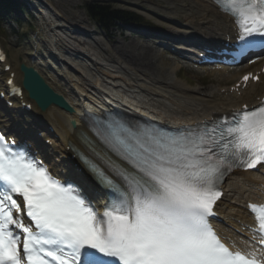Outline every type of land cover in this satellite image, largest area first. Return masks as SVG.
<instances>
[{"label": "snow or ice", "instance_id": "1", "mask_svg": "<svg viewBox=\"0 0 264 264\" xmlns=\"http://www.w3.org/2000/svg\"><path fill=\"white\" fill-rule=\"evenodd\" d=\"M214 3L236 29L226 55H264V0ZM91 127V157L78 155L109 193L103 211L0 133V264H264V206L250 205L248 252L232 250L211 223L225 177L264 166V101L176 133L117 118Z\"/></svg>", "mask_w": 264, "mask_h": 264}, {"label": "bare ground", "instance_id": "2", "mask_svg": "<svg viewBox=\"0 0 264 264\" xmlns=\"http://www.w3.org/2000/svg\"><path fill=\"white\" fill-rule=\"evenodd\" d=\"M164 1L171 6L170 10H165L164 15L166 18L170 20L174 19L175 15H184V23L179 26L182 28L181 33L185 35L189 34V29H192L197 32L195 34L191 33V35L196 36V34H199L202 39L207 36H215L217 30L221 31L228 27L227 17L218 10L211 0ZM47 2L52 9L44 5V11L41 12H47L48 18L43 17L42 13L40 21L42 22L41 26L45 25L46 29L49 28L50 34H46L41 29L42 35H40L38 43L45 41V43L53 44V48L57 51L54 57L63 62L62 73L57 75L60 80L53 78L44 65L39 66L37 59L33 65L46 78L49 85L74 108L73 113H68L59 107L51 106L47 112L49 113L47 119L55 124L57 128L59 135L57 142L62 152H66V146L69 142L81 146L79 138L86 137V134L89 135L86 127L81 123V113H79L86 107L97 111L116 106L123 109L126 113L138 111L142 114H147L151 112L164 120L168 117L171 118L169 119L171 121H184L196 124L227 112L232 105L241 106V103H243V101L232 99L229 105L218 104L216 97L214 99V91H203L201 89H192L194 91L193 95L180 92L178 93L180 96H178L173 92V89H170L167 81L164 83V81L159 82L150 78L152 82L149 84V82L140 80L141 78L138 79L137 75L149 78L147 76L148 71L152 69L158 70L152 64L155 59L153 50L141 47L137 49L136 44L133 42L129 44L117 43L113 48L115 53H110L111 51L109 52L108 48L104 47L102 52L108 51V58L100 60V57L95 56V53L91 52V50L98 52L95 42L100 41L98 46L101 47L104 42L95 39L89 41L81 31L77 30H71L68 38L57 33L58 29H61V25L58 22L61 19L65 20V22L67 20L64 17L62 18V16H65V14L61 13L62 10L58 9L51 1L48 0ZM65 28L68 27L65 26ZM74 40L75 42H73ZM79 40H87L88 42L82 43L86 45L84 47L79 43ZM76 44L86 49H82ZM91 44L92 46H88ZM90 54L98 61L92 59ZM98 54L100 55V53ZM117 54L120 56H117ZM123 56L128 61L126 60L125 62V59L120 61L119 58ZM65 59L72 60L75 67L73 68L68 62L63 61ZM114 61H118V63H114ZM58 67H60V70L61 66ZM242 68H236L234 72L232 71L234 74L231 78H234L237 73L239 74ZM178 69L179 64L176 63L171 71L176 72ZM223 70L226 77L232 74L228 72L231 68L225 67ZM177 86L183 87L184 84L179 82ZM250 91L254 94L263 93L258 92L254 87ZM201 92L205 95H200ZM72 121L75 122V126L72 125ZM257 176L258 174L256 173L250 175L249 173L241 172L227 177L224 181L222 185L223 197L218 200L216 210L225 226L241 229L239 221L246 219L245 202L253 195L252 184Z\"/></svg>", "mask_w": 264, "mask_h": 264}, {"label": "rangeland", "instance_id": "3", "mask_svg": "<svg viewBox=\"0 0 264 264\" xmlns=\"http://www.w3.org/2000/svg\"><path fill=\"white\" fill-rule=\"evenodd\" d=\"M35 1H40L42 4L41 0H33V2H35ZM87 1H93V0H51V2L58 7V9L62 10L61 13L65 14L66 17L65 16H63V17H65V19L69 20L70 22H72L76 19H79L76 17H80V18L83 17L87 21H90L88 16H87L86 10H85V3H87ZM100 1H104L107 3L113 4L114 6H117V7H126V8H130V9L139 11L142 14L146 15L147 18L153 22V23L152 22L151 23L154 24L155 27H157L158 29L169 31L171 29L176 28V26H174L173 24L170 23L171 19L168 21L164 15L165 10L171 8V6L164 0H138L139 1L138 4H140V5H136V6L139 9H137L136 7H130L124 3V2H127L129 0H100ZM142 6L147 8L148 10L145 11ZM140 9H142V10H140ZM42 13L43 12H40V14H42ZM44 14H46V13H43V17H45ZM78 14H80V16ZM10 16L11 17H9L7 20H5L2 23V25L0 27V32H3V34L5 35L3 40L6 44V47L9 49V51L11 53V60L13 61V63H15V66L18 67L21 62L29 63V61H30L29 56L33 53L32 36L35 33V31H38L41 23H38V21L35 18L29 17V19H26L27 18L26 15L25 14L20 15L19 11L11 13ZM183 16H184L183 14L175 15L173 21H176L177 23L178 22L181 23V22H183L182 21ZM17 19H21V23H17L16 22ZM59 23H61V21L58 22V24ZM62 23H64V25L67 24L64 21H62ZM73 24L78 25L77 23H74V22H73ZM80 26L85 28L84 25H80ZM41 27H42L41 29L43 30V26H41ZM44 27H45V25H44ZM45 29H46V27H45ZM61 29H58L57 33H60ZM63 29H66V31H68L69 33L72 30L70 27H68V28L64 27ZM92 30H94V28L91 26L88 28V32H86V33H88V35L97 36L100 39H102L105 42L106 46L109 48V51H111V53L112 52L115 53L113 47L116 46L117 41L118 42L122 41L125 44H129V43L133 42L134 44H136L137 48H140L142 44H144V45L147 44L144 40H146L147 42H149L151 44L149 39L138 38L137 32H135V31H125L124 29H120L121 32L127 37L126 40L124 38H122L123 36L121 37L118 34L119 30L111 31V32H114V34H116V35L115 36L113 35L111 37V39L107 42L106 41V34L103 33L102 30L98 29V31L102 33V36H98V35L94 34ZM108 33H110V32H107V34ZM40 35H42L41 32H40ZM74 36L77 37V35H74ZM115 37H116V39H112ZM85 41L88 42L87 40H79V43L85 47L86 45L82 44ZM73 42H75V40ZM98 42H100V41H96L95 44L98 47V53H100V56H103V54L108 55V53H109L108 51H106L105 53L102 52L103 48L106 47L104 45V43L101 42V43H103V45L101 47V46H98ZM76 46H78L82 49H86L84 47L79 46L78 44H76ZM88 46H92V44L88 45ZM141 48H144V47H141ZM154 48L156 50H158V54L162 53L163 56L157 55L156 60H154L155 64L157 65V70H159V72L152 69L151 71H149V73H147L148 76L155 77L156 79H162L159 77H160V75H163L164 79L168 80L169 82L175 83V82H181L182 81L184 83V85H186V87L200 88L202 90H209L211 87H215L216 82L225 83V81L223 80V77L217 76V78H215L214 72H209V74H211L212 76H208V75H205L204 73L200 72V70H194V69H191L189 67H185L183 65H182V68H179L178 71H176L177 72V76H176V75H174V73L176 74V72L171 73V71L169 70L171 67V63H172L171 61L175 60L173 58V56L167 55V53H165L166 51H164V53L162 51L160 52L159 48H156V47H154ZM37 54H40L39 55L40 61L44 64V66L47 68V70L52 72V76H54V77L57 76L59 74V68L54 66V62H55L54 56L49 53L48 45L43 44L40 47V50ZM87 56H88V54H87ZM117 56H120V55L117 54ZM92 57L93 56L91 55V58ZM123 59H125V62H126V60L128 61V59L125 58L124 56L119 58L120 61H124ZM94 60H96V59L94 58ZM100 60H102L101 57H100ZM96 61H98V60H96ZM99 62H101V61H99ZM114 63H118V61H114ZM72 65L74 66V64H72ZM108 68H110V66H108ZM228 72L230 73V71H228ZM236 76H237L236 79H238V73L236 74ZM140 78L146 79L145 77L138 76V79H140ZM230 79H233V78H230ZM0 83H1V81H0ZM218 90H220V89H218ZM211 91H213V90H211ZM180 92L182 94H185L182 91H180ZM175 94L180 96V94H178V93H175ZM187 95H189V94H187ZM191 97H193V96H191ZM215 97H216V94L214 96V99H215ZM216 100H217L216 102H218V103L221 102L220 98L216 97ZM0 113L4 115L2 110H0Z\"/></svg>", "mask_w": 264, "mask_h": 264}, {"label": "water", "instance_id": "4", "mask_svg": "<svg viewBox=\"0 0 264 264\" xmlns=\"http://www.w3.org/2000/svg\"><path fill=\"white\" fill-rule=\"evenodd\" d=\"M25 70L26 76L24 82L33 97L38 99L40 98V101L44 106H47V104L54 102L62 107L72 110L62 97H60L52 89H50L44 79L37 72L33 71L32 69Z\"/></svg>", "mask_w": 264, "mask_h": 264}, {"label": "trees", "instance_id": "5", "mask_svg": "<svg viewBox=\"0 0 264 264\" xmlns=\"http://www.w3.org/2000/svg\"><path fill=\"white\" fill-rule=\"evenodd\" d=\"M0 4L4 5V7L7 9L11 6V0H0ZM89 8L90 12L93 13L97 18L109 17L110 20H113L114 18H120L124 19V21H141V17L139 16L136 17L131 13L125 12L124 14L123 12L118 10H111V8L108 6L94 5Z\"/></svg>", "mask_w": 264, "mask_h": 264}]
</instances>
